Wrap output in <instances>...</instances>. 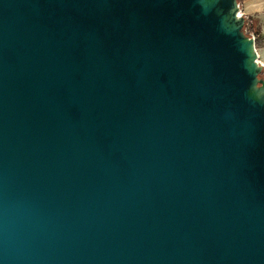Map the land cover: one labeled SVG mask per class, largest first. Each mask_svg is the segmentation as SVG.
<instances>
[{
    "label": "water",
    "instance_id": "water-1",
    "mask_svg": "<svg viewBox=\"0 0 264 264\" xmlns=\"http://www.w3.org/2000/svg\"><path fill=\"white\" fill-rule=\"evenodd\" d=\"M237 0H0V264H264V76Z\"/></svg>",
    "mask_w": 264,
    "mask_h": 264
},
{
    "label": "rangeland",
    "instance_id": "rangeland-1",
    "mask_svg": "<svg viewBox=\"0 0 264 264\" xmlns=\"http://www.w3.org/2000/svg\"><path fill=\"white\" fill-rule=\"evenodd\" d=\"M238 3L245 17V32L247 31L248 35H254L257 59L264 63V21L258 20L259 17H264V8H262L264 0H238ZM255 9H260L261 12ZM262 73H264V69H262Z\"/></svg>",
    "mask_w": 264,
    "mask_h": 264
},
{
    "label": "built area",
    "instance_id": "built-area-1",
    "mask_svg": "<svg viewBox=\"0 0 264 264\" xmlns=\"http://www.w3.org/2000/svg\"><path fill=\"white\" fill-rule=\"evenodd\" d=\"M250 36L253 38V40H254V44H255V37H254V35L250 34ZM255 50H256V49H255ZM257 61L261 64L262 69H264V63H263V62H260L259 59H257ZM262 74H263V76H264V73H262Z\"/></svg>",
    "mask_w": 264,
    "mask_h": 264
},
{
    "label": "crops",
    "instance_id": "crops-1",
    "mask_svg": "<svg viewBox=\"0 0 264 264\" xmlns=\"http://www.w3.org/2000/svg\"><path fill=\"white\" fill-rule=\"evenodd\" d=\"M262 8H264V7H262ZM255 10H257L258 12H261L260 9H255ZM263 10H264V9H263ZM241 13H242V12H241ZM242 14H243V13H242ZM258 20H263V21H264V17H259Z\"/></svg>",
    "mask_w": 264,
    "mask_h": 264
},
{
    "label": "trees",
    "instance_id": "trees-1",
    "mask_svg": "<svg viewBox=\"0 0 264 264\" xmlns=\"http://www.w3.org/2000/svg\"><path fill=\"white\" fill-rule=\"evenodd\" d=\"M238 1V0H237ZM245 27H246V23H244V26H243V30H245ZM246 33L248 34V32L246 31ZM262 74V73H261Z\"/></svg>",
    "mask_w": 264,
    "mask_h": 264
}]
</instances>
